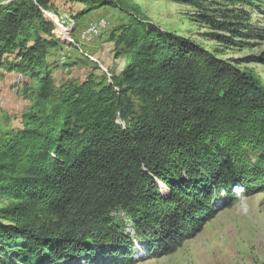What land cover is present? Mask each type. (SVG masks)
<instances>
[{"label":"trees","instance_id":"16d2710c","mask_svg":"<svg viewBox=\"0 0 264 264\" xmlns=\"http://www.w3.org/2000/svg\"><path fill=\"white\" fill-rule=\"evenodd\" d=\"M78 19L114 0H69ZM201 23L241 35L207 0H171ZM255 6V0H231ZM52 0H0V70L37 80L22 128L0 133V246L52 264L119 243L122 210L159 249L182 246L217 214L264 191V86L195 42L134 16L114 30L119 76L57 90ZM243 16H249L245 13ZM240 25V24H239ZM254 61L264 66V52ZM119 120L125 122L119 124ZM170 192L161 193L159 184ZM21 249V248H20Z\"/></svg>","mask_w":264,"mask_h":264},{"label":"rangeland","instance_id":"374dc122","mask_svg":"<svg viewBox=\"0 0 264 264\" xmlns=\"http://www.w3.org/2000/svg\"><path fill=\"white\" fill-rule=\"evenodd\" d=\"M52 1L54 8L44 16L55 26L59 39V47L49 49L47 55L57 90L68 84H81L91 74L107 80L120 75L128 59L116 58L110 38L114 30L130 23L131 15H141L163 31L201 45L264 86V66L254 61L264 52V0H255L253 7L231 0H207L212 14L236 23L241 35L212 29L200 22L196 9L171 0H114L119 7L106 6L78 19L74 17L84 5L69 0ZM245 13L249 21L243 16ZM90 34V38H83ZM37 82L0 70V133L22 128L21 116L34 103L31 95ZM118 122L125 124L123 120ZM158 184L163 196L169 198V190ZM10 205L11 202L0 200V210ZM111 217V228L120 237L119 243L101 250L94 247V255L56 264H264V191L233 204L218 200L217 214L200 225L198 233L182 246L169 251L155 246L152 237L136 228L126 212L118 210ZM3 250L0 246V264H52L45 255L20 257L22 247L16 254Z\"/></svg>","mask_w":264,"mask_h":264},{"label":"bare ground","instance_id":"6f19581e","mask_svg":"<svg viewBox=\"0 0 264 264\" xmlns=\"http://www.w3.org/2000/svg\"><path fill=\"white\" fill-rule=\"evenodd\" d=\"M43 12L45 13V11ZM2 97H3V90H2V87L0 86V112L2 110Z\"/></svg>","mask_w":264,"mask_h":264},{"label":"built area","instance_id":"2783aa9c","mask_svg":"<svg viewBox=\"0 0 264 264\" xmlns=\"http://www.w3.org/2000/svg\"><path fill=\"white\" fill-rule=\"evenodd\" d=\"M97 26H98V24H97V25L95 24V31H97ZM95 31H94V32H95ZM94 32H93V34H94ZM93 34L86 35V36H84L83 38H90Z\"/></svg>","mask_w":264,"mask_h":264},{"label":"crops","instance_id":"0c3cea01","mask_svg":"<svg viewBox=\"0 0 264 264\" xmlns=\"http://www.w3.org/2000/svg\"><path fill=\"white\" fill-rule=\"evenodd\" d=\"M53 2V1H52Z\"/></svg>","mask_w":264,"mask_h":264}]
</instances>
